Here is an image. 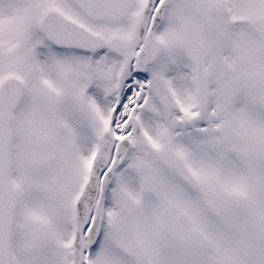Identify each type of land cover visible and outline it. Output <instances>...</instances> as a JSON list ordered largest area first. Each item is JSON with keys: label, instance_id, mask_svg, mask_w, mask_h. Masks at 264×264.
I'll return each instance as SVG.
<instances>
[{"label": "snow or ice", "instance_id": "obj_1", "mask_svg": "<svg viewBox=\"0 0 264 264\" xmlns=\"http://www.w3.org/2000/svg\"><path fill=\"white\" fill-rule=\"evenodd\" d=\"M0 264H264V0H0Z\"/></svg>", "mask_w": 264, "mask_h": 264}]
</instances>
